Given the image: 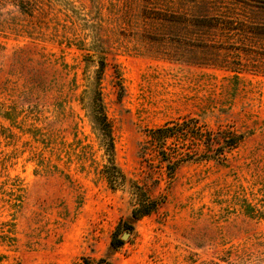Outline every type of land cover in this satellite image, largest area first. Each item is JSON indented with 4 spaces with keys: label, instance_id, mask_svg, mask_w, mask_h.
<instances>
[{
    "label": "rangeland",
    "instance_id": "1",
    "mask_svg": "<svg viewBox=\"0 0 264 264\" xmlns=\"http://www.w3.org/2000/svg\"><path fill=\"white\" fill-rule=\"evenodd\" d=\"M183 118L206 141L169 178L148 131ZM83 257L264 264V0H0V264Z\"/></svg>",
    "mask_w": 264,
    "mask_h": 264
},
{
    "label": "trees",
    "instance_id": "2",
    "mask_svg": "<svg viewBox=\"0 0 264 264\" xmlns=\"http://www.w3.org/2000/svg\"><path fill=\"white\" fill-rule=\"evenodd\" d=\"M93 117L102 134L106 154L109 158V164L105 166L104 174L106 175L109 183L115 187L124 179V176L120 174L121 172L114 162L115 141L113 129L105 112L101 96H99L95 101ZM202 130L203 129L199 121L194 118H183L169 121L148 131L147 143L149 145L146 149H150L151 151L154 149L158 155L159 161L164 164L169 178H172L175 171L185 160L193 158L188 156V154H174V152L171 151V146L175 144L176 141L181 140L187 143L188 141H192L194 139L205 142L206 138H203L202 135L199 137L198 134L202 132ZM194 132H196L197 135H195ZM242 139V135L233 134L232 136L222 138L220 145H222L225 149H233L239 145ZM133 194L136 197V204L132 210V216L135 219H140L153 213L160 206V202L156 199L148 197L146 192H144L141 187L133 186ZM105 262L106 260L104 259L94 260L90 257H83L80 264H105Z\"/></svg>",
    "mask_w": 264,
    "mask_h": 264
},
{
    "label": "water",
    "instance_id": "3",
    "mask_svg": "<svg viewBox=\"0 0 264 264\" xmlns=\"http://www.w3.org/2000/svg\"><path fill=\"white\" fill-rule=\"evenodd\" d=\"M129 235V233L128 232H126L125 234H123V239H126L127 238V236Z\"/></svg>",
    "mask_w": 264,
    "mask_h": 264
}]
</instances>
